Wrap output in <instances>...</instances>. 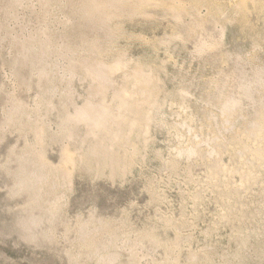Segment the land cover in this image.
<instances>
[{"label":"rangeland","instance_id":"obj_1","mask_svg":"<svg viewBox=\"0 0 264 264\" xmlns=\"http://www.w3.org/2000/svg\"><path fill=\"white\" fill-rule=\"evenodd\" d=\"M0 264H264V0H0Z\"/></svg>","mask_w":264,"mask_h":264},{"label":"bare ground","instance_id":"obj_2","mask_svg":"<svg viewBox=\"0 0 264 264\" xmlns=\"http://www.w3.org/2000/svg\"><path fill=\"white\" fill-rule=\"evenodd\" d=\"M93 71L95 72L97 77L100 78V80L104 81L107 79V76H106V73L103 67H96L93 69ZM124 93L125 95L127 94V92H124ZM120 103L121 104L125 103V99L123 97H121ZM111 116H112V113L106 108L101 107V108L95 109V108L88 106V107H84L80 109V111L75 116V120L78 122H84L85 124L90 125L94 129H99L101 126L106 124L108 120H110ZM94 152L95 151H93V153ZM69 156L65 157L66 158L65 161H68V163L72 162V159ZM21 183H23V185L27 184L25 179Z\"/></svg>","mask_w":264,"mask_h":264}]
</instances>
